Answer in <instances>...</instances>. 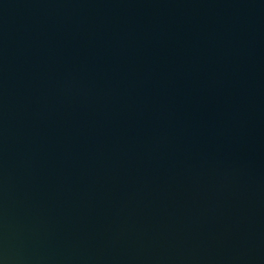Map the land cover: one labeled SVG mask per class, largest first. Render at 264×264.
I'll use <instances>...</instances> for the list:
<instances>
[{"label": "water", "instance_id": "95a60500", "mask_svg": "<svg viewBox=\"0 0 264 264\" xmlns=\"http://www.w3.org/2000/svg\"><path fill=\"white\" fill-rule=\"evenodd\" d=\"M0 264H264V0H0Z\"/></svg>", "mask_w": 264, "mask_h": 264}]
</instances>
